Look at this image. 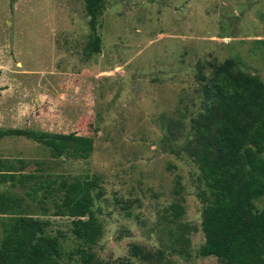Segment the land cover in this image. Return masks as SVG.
I'll return each instance as SVG.
<instances>
[{"label":"rangeland","instance_id":"rangeland-1","mask_svg":"<svg viewBox=\"0 0 264 264\" xmlns=\"http://www.w3.org/2000/svg\"><path fill=\"white\" fill-rule=\"evenodd\" d=\"M228 58L264 85V0H0V129L92 139L81 158L0 137V194L15 199L0 242L30 215L63 235V264H223L198 255L207 190L184 144L204 101L197 64L208 77ZM76 176L96 181L94 244L57 214L55 187ZM171 203L182 205L176 222ZM253 203L263 209L264 195Z\"/></svg>","mask_w":264,"mask_h":264},{"label":"trees","instance_id":"trees-1","mask_svg":"<svg viewBox=\"0 0 264 264\" xmlns=\"http://www.w3.org/2000/svg\"><path fill=\"white\" fill-rule=\"evenodd\" d=\"M238 58L211 66L207 77L202 63L196 78L203 82V106L191 119L193 138L184 144L206 187L201 212L204 242L200 256H215L223 264H264V208L253 201L264 195V85L260 80L233 72ZM5 135L25 136L49 149L52 157L85 158L92 139L76 132H36L25 128L0 129ZM95 179H62L55 187L62 193L57 214L72 217V232L94 244L100 225L90 213ZM15 199L0 194V213ZM16 202V201H15ZM172 219L182 205L171 203ZM88 215L86 219L85 216ZM47 225L30 215H15L5 225L0 242V264H63L60 237L49 235ZM131 253L148 259L150 253L131 245ZM116 264H127L120 260Z\"/></svg>","mask_w":264,"mask_h":264}]
</instances>
